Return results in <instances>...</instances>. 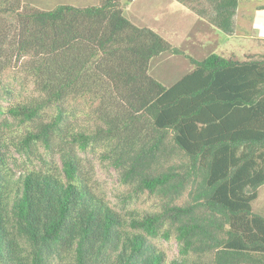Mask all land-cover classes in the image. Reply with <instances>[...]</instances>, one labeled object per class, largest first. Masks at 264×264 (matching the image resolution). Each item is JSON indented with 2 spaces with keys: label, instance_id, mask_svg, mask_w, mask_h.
<instances>
[{
  "label": "trees",
  "instance_id": "trees-1",
  "mask_svg": "<svg viewBox=\"0 0 264 264\" xmlns=\"http://www.w3.org/2000/svg\"><path fill=\"white\" fill-rule=\"evenodd\" d=\"M132 1L0 0V99L24 84L5 80L13 60L37 93L7 109L26 127L17 151L31 161L43 145L62 161L15 190L0 151V264H167L159 240L177 243V264H264L252 209L264 185V55L190 58L128 20ZM173 1L236 34L241 0ZM163 54L193 66L169 87L150 74ZM98 151L128 199L158 200L152 211L126 219L94 191L80 154Z\"/></svg>",
  "mask_w": 264,
  "mask_h": 264
},
{
  "label": "rangeland",
  "instance_id": "rangeland-1",
  "mask_svg": "<svg viewBox=\"0 0 264 264\" xmlns=\"http://www.w3.org/2000/svg\"><path fill=\"white\" fill-rule=\"evenodd\" d=\"M136 1L137 5L132 7V13H130V10H127L131 2L127 4L124 9L125 17H132L140 28H149L147 26H151L152 28H158L161 32L167 30V27L161 23L162 19L167 18L169 25L171 22L174 24L171 28H178L179 35H182L180 39H178L179 35L178 37L175 36L178 40L175 43L176 46L190 58L200 61L216 53L226 58L233 57L236 60L242 61L246 56L251 54L264 55V44L261 46L258 43H254L241 30L238 33L239 36L234 37L226 36L214 28V33L213 31L201 30L198 26L195 27L190 19L175 15L176 13L164 2H161L159 6L160 10L154 17V13L147 6L148 0ZM150 1L156 2V0ZM23 2L26 5L28 4L41 10H51L59 5H72L85 8L100 4V0H23ZM260 6H264V0H241L237 18L238 26L241 29L242 27L245 28L246 24L250 21L247 17L252 18L253 16L251 22L253 21L252 25L256 27L253 28V34L258 33L259 30L264 31V12L256 11ZM162 34L165 35V33ZM208 39H210V45L207 42L200 44L199 40L206 41ZM20 64L21 62L19 63L16 60L12 61L10 70L4 71L6 73L5 80L11 79L10 81H12L13 77L17 76V81H22L24 84L21 86L18 83L15 87L16 81H12L14 83L12 85L16 88L15 97L0 99V105L4 108V115L0 120V151L7 158L5 167L13 175L15 190L23 179L21 177L29 170L46 171L50 167L56 166L59 169L62 167L59 154L49 152L43 145H39L38 153L33 156L31 161L27 160L26 155L19 154L17 151L18 142L22 139L21 135L25 132L26 127H20L17 118L12 117L7 109L12 105L30 102L37 95L34 91L32 79L28 76L26 78L23 73H20ZM192 67L190 60L184 56L163 54L151 62L150 74L164 86L169 87L189 73ZM81 120L82 126L87 125L91 128L86 118ZM80 157L82 158L83 172H85L86 177L89 179L91 187L112 208L120 212L123 217L126 219L139 217L144 215L145 211L149 212L154 209V202H158V200H149L146 195L133 196L132 199H128L130 189L121 182L120 173L111 166L109 161L101 157L100 151L86 154L81 153ZM252 209L254 213L264 217V185L258 189V198L252 204ZM157 243L167 255L166 263L177 264L179 251L177 243L174 240H159Z\"/></svg>",
  "mask_w": 264,
  "mask_h": 264
},
{
  "label": "crops",
  "instance_id": "crops-1",
  "mask_svg": "<svg viewBox=\"0 0 264 264\" xmlns=\"http://www.w3.org/2000/svg\"><path fill=\"white\" fill-rule=\"evenodd\" d=\"M161 2H164L168 5V7H170L174 13H176L175 15H180V16H183L187 19H190L193 23V25L195 27H199L201 30H205V31H213L214 33V29H217L215 26L211 25L209 22L199 18L197 15H195L194 13L190 12L188 9H186L185 7H183L182 5L178 4L177 2L173 1V0H156V2H151L150 0L147 1V6H149V9H151L153 16L155 17L157 14H158V11L160 10V5H161ZM137 5V1L136 0H133L129 5H128V8L127 10H130V13H132V7ZM156 6H158L156 8ZM126 10V11H127ZM258 11V10H256ZM135 12V11H134ZM239 12V10H238ZM260 12H264V11H260ZM128 20H130L133 24H135L136 26H138V24H136L134 22V20L132 19V17H128L126 16ZM173 18V17H172ZM237 18H238V13L236 15V24H237V31H236V34L235 35H232V37L234 36H239L238 33L239 31H243V33L246 34V36H249L250 39L252 41H254V43H258L260 44L261 46H263L264 44V31H260L258 33H254L253 34V28H256L252 25L253 21L251 22L252 18H249V16L247 17L250 21L246 24L247 26L244 28L242 27V29L238 26V23H237ZM163 23L162 25H165L167 27V30L161 32L158 28H152L151 26H147L149 27L150 29L154 30L155 32H157L158 34H160L162 37H164L173 47H176L178 48V46H176V41L177 38H175V36L178 37L179 35V30L178 28H171V26H173V22H171V24L169 25V22L167 21V18H164L162 19V22ZM140 26V25H139ZM211 26V27H210ZM214 28V29H213ZM219 30V29H217ZM246 30V31H245ZM220 31V30H219ZM221 33H223L222 31H220ZM162 33H165L162 34ZM224 34V33H223ZM226 35V34H224ZM254 35V36H253ZM180 37H178V39H180L182 37V35H179ZM226 36H229V35H226ZM231 37V36H230ZM175 41V42H174ZM200 41V44L201 43H209L210 45V39L206 40V41H203V40H199ZM213 45V44H212ZM180 49V48H178ZM172 56V55H171Z\"/></svg>",
  "mask_w": 264,
  "mask_h": 264
}]
</instances>
